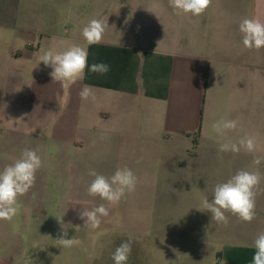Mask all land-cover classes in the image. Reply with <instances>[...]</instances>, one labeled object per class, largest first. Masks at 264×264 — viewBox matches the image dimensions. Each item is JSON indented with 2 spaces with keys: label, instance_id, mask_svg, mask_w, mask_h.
<instances>
[{
  "label": "crops",
  "instance_id": "obj_1",
  "mask_svg": "<svg viewBox=\"0 0 264 264\" xmlns=\"http://www.w3.org/2000/svg\"><path fill=\"white\" fill-rule=\"evenodd\" d=\"M5 1L0 170L24 149L42 159L35 185L18 199L15 233L47 236L53 226L37 222L52 224L58 214L78 243L34 244L20 259L28 249L19 236L9 252L0 244V264H114L113 252L129 239L128 264H251L264 232V48L246 49L239 23L264 21V0H212L199 17L178 14L169 0ZM91 19L108 26L102 42L89 46L82 29ZM72 44L87 48L89 67L105 63L109 72L86 69L67 89L53 81L39 57ZM84 85L94 101L81 100ZM220 118L237 120V129L217 136L211 125ZM248 136L256 139L254 154L219 151ZM125 166L138 183L117 205L88 195L87 169L110 177ZM241 169L262 177L255 218L244 223L226 213L229 223L218 224L201 202ZM100 204L109 215L97 229L83 228L80 212Z\"/></svg>",
  "mask_w": 264,
  "mask_h": 264
},
{
  "label": "clouds",
  "instance_id": "obj_2",
  "mask_svg": "<svg viewBox=\"0 0 264 264\" xmlns=\"http://www.w3.org/2000/svg\"><path fill=\"white\" fill-rule=\"evenodd\" d=\"M170 6L177 11L192 17L203 15L212 5V0H169ZM108 25L102 19H91L82 29V36L87 45L100 44ZM239 32L246 49L259 50L264 48V21L244 18L239 23ZM159 43V42H158ZM155 52V50H154ZM141 55V54H137ZM45 67L51 68L49 73L53 81L59 82L67 89L82 80L86 69L92 73L106 75L110 67L105 63L88 65V51L86 47L72 44L63 51L48 49L39 57ZM80 98L83 101L95 100L94 92L89 85L81 89ZM235 119L220 118L212 123V131L219 137L237 129ZM241 149L248 153L257 151L255 137L248 136L238 142L228 140L220 144V152L239 153ZM262 157L254 156L253 164L259 165ZM42 167V159L38 150L24 149L13 163L0 170V220L11 221L18 211V199L26 195L36 183V173ZM87 175L93 177L87 187V193L92 197H99L109 205H117L128 192L135 190L138 178L127 166L117 168L109 177L89 169ZM262 177L258 170H238L224 182L217 183L212 189V199L205 198L201 202L204 211L211 213L212 221L218 224L229 223L227 214L237 217L241 222L251 223L255 218L256 196L260 189ZM109 215V208L104 204L80 212V219L84 221L83 228L97 229L101 218ZM62 234L57 239L63 248H70L78 243L73 237L68 238L70 223L64 224L62 217L59 220ZM79 225L75 231H79ZM254 252L251 264H264V232L258 233L254 239ZM132 252L131 239L122 242L112 254L114 264H128Z\"/></svg>",
  "mask_w": 264,
  "mask_h": 264
},
{
  "label": "rangeland",
  "instance_id": "obj_3",
  "mask_svg": "<svg viewBox=\"0 0 264 264\" xmlns=\"http://www.w3.org/2000/svg\"><path fill=\"white\" fill-rule=\"evenodd\" d=\"M4 2H6L5 0H3ZM13 17V13L10 17L8 18H1L3 21H11ZM88 156L90 157L89 160L93 159L92 156L90 154H88ZM89 169H87L88 172ZM91 176L88 175V180L90 179ZM89 182V181H88ZM61 216H57L54 218V222L51 224L49 222V224H45V221H38L37 224L40 226H53L52 229V233L47 235V236H41V234L39 235V237H37V240H34V238H29V236H27L25 233L21 232L20 235H18L17 233H15V227L17 224L20 225V218L17 216V214L15 215V217L11 220V221H6L4 228V234H0V237L3 238L4 237V241L5 242H1L0 244H6V248L7 251L9 252L11 244H14L13 240H15L16 238H19V236H21L23 238V247L27 248V252H23L21 255L19 254L18 257L20 259L26 257L27 255H30L31 251H35L36 248L34 246V244H45V245H50V244H58L57 239L60 238L61 234H62V228H61V224L59 222ZM27 223L30 226L34 227V224L29 220V218L27 217ZM50 220V219H49ZM43 230V228H39V231L41 232ZM74 235L77 234H73L71 233L70 236L71 237H75ZM22 244V243H21Z\"/></svg>",
  "mask_w": 264,
  "mask_h": 264
}]
</instances>
